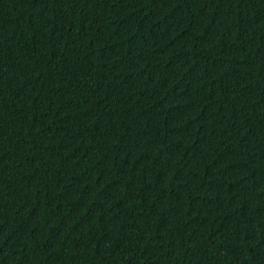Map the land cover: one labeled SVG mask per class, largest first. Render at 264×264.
<instances>
[{
	"label": "trees",
	"instance_id": "trees-1",
	"mask_svg": "<svg viewBox=\"0 0 264 264\" xmlns=\"http://www.w3.org/2000/svg\"><path fill=\"white\" fill-rule=\"evenodd\" d=\"M0 264H264V0H0Z\"/></svg>",
	"mask_w": 264,
	"mask_h": 264
}]
</instances>
